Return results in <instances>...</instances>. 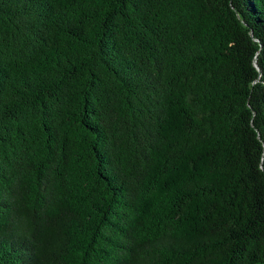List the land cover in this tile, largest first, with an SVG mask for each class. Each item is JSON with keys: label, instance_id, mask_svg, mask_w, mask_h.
Listing matches in <instances>:
<instances>
[{"label": "trees", "instance_id": "16d2710c", "mask_svg": "<svg viewBox=\"0 0 264 264\" xmlns=\"http://www.w3.org/2000/svg\"><path fill=\"white\" fill-rule=\"evenodd\" d=\"M0 264H264V0H0Z\"/></svg>", "mask_w": 264, "mask_h": 264}]
</instances>
